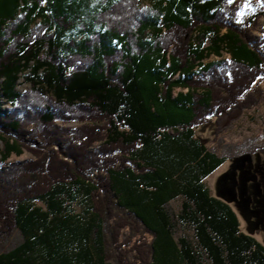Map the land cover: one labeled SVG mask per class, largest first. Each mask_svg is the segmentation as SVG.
Returning <instances> with one entry per match:
<instances>
[{
  "label": "trees",
  "instance_id": "1",
  "mask_svg": "<svg viewBox=\"0 0 264 264\" xmlns=\"http://www.w3.org/2000/svg\"><path fill=\"white\" fill-rule=\"evenodd\" d=\"M262 18L264 0H0V264H264L196 137L264 99Z\"/></svg>",
  "mask_w": 264,
  "mask_h": 264
},
{
  "label": "rangeland",
  "instance_id": "2",
  "mask_svg": "<svg viewBox=\"0 0 264 264\" xmlns=\"http://www.w3.org/2000/svg\"><path fill=\"white\" fill-rule=\"evenodd\" d=\"M264 27V18L259 21V29L254 32L256 38L261 37L260 30ZM213 57L207 60L216 61ZM264 86V81H263ZM19 92L29 90L28 85L20 84ZM78 124H69L74 129ZM222 132L214 137V122L196 129V137L207 146L216 150L218 156L227 160L212 175L204 180L214 197L230 203L237 213L242 231L254 236L264 245V99L257 108L234 113L224 117ZM33 157L23 152L21 155L12 154L7 164L24 163ZM181 200L170 203L173 211H178ZM33 209L46 210V205L36 203ZM78 202L72 204V209L80 212ZM21 241V235L16 232L8 246H14ZM7 246V247H8Z\"/></svg>",
  "mask_w": 264,
  "mask_h": 264
},
{
  "label": "flooded vegetation",
  "instance_id": "3",
  "mask_svg": "<svg viewBox=\"0 0 264 264\" xmlns=\"http://www.w3.org/2000/svg\"><path fill=\"white\" fill-rule=\"evenodd\" d=\"M227 202V201H226ZM228 203V202H227ZM230 204V203H229Z\"/></svg>",
  "mask_w": 264,
  "mask_h": 264
}]
</instances>
